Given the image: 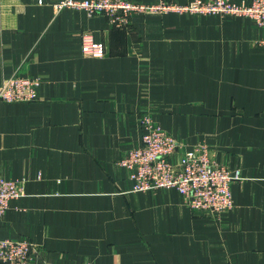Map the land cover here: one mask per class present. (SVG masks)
I'll return each instance as SVG.
<instances>
[{
  "label": "crops",
  "instance_id": "obj_1",
  "mask_svg": "<svg viewBox=\"0 0 264 264\" xmlns=\"http://www.w3.org/2000/svg\"><path fill=\"white\" fill-rule=\"evenodd\" d=\"M60 1L0 0V85L41 81L36 101L0 102V175L23 187L0 240L33 243L31 264H264V30L175 12L116 29ZM145 117L240 172L231 210L212 221L174 189L133 191L119 161Z\"/></svg>",
  "mask_w": 264,
  "mask_h": 264
},
{
  "label": "built area",
  "instance_id": "obj_2",
  "mask_svg": "<svg viewBox=\"0 0 264 264\" xmlns=\"http://www.w3.org/2000/svg\"><path fill=\"white\" fill-rule=\"evenodd\" d=\"M55 6L83 10L88 15H104L116 29L126 28L133 14L175 12L249 18L264 30V0H252L248 5H237L231 0H190L184 5L164 0L155 5L130 0H62ZM82 51L86 55H99L102 47L90 43ZM40 85L38 78L13 76L1 83L0 102H34ZM141 126L144 129L141 146L130 150L119 161L134 183L133 191L174 189L193 212L203 213L212 221L233 208L231 185L242 179L238 170L215 163L204 145L183 150V144L150 117L142 119ZM176 154L178 159L174 161ZM21 196L22 183L0 175V219L11 201ZM36 251L37 247L29 241L1 239L0 264H31Z\"/></svg>",
  "mask_w": 264,
  "mask_h": 264
}]
</instances>
